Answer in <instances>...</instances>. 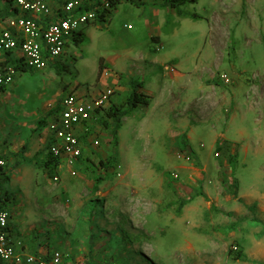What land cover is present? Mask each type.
Segmentation results:
<instances>
[{"label":"rangeland","instance_id":"obj_1","mask_svg":"<svg viewBox=\"0 0 264 264\" xmlns=\"http://www.w3.org/2000/svg\"><path fill=\"white\" fill-rule=\"evenodd\" d=\"M4 6L14 10L0 0ZM150 31L161 36V43L145 40ZM82 34L83 41L68 42L53 67L26 70L8 87L10 102L0 101V148L13 145L12 133L3 130L14 128V146L20 150L37 132L35 120L46 101L55 110L78 84L97 89L99 64L107 78L114 71L123 79L119 89L109 87L115 106L126 101L129 76L141 73L148 90L149 72L161 76L167 67L175 76L150 93L156 98L162 89L170 100L174 97L175 106L169 116L156 106L130 112L122 119L116 146L98 122L81 128L82 157L73 174L69 171L57 182L50 178L52 190H64L63 203L76 219L56 226L51 253L86 264H264L257 254L264 250V202L258 201L264 196V0H198L179 10L161 2L143 8L124 2L105 25L91 24ZM144 46L147 57L140 52ZM152 60V68L140 70ZM167 60L163 69L158 67ZM16 100L22 101V112L33 115L6 116L5 124L2 112ZM185 183L188 203L200 213L184 224L193 251L186 255L189 260L181 262L178 256L169 261L184 250L180 232L177 242L169 220L184 204L177 185ZM253 194L255 203L245 205L244 197ZM11 201L8 210L13 212L20 199L13 193ZM156 205L165 215L160 224L164 236L142 238L136 209L142 206L146 212ZM199 219L207 221V228L200 230ZM204 230L207 239L200 238ZM144 231L152 233L148 225Z\"/></svg>","mask_w":264,"mask_h":264},{"label":"crops","instance_id":"obj_2","mask_svg":"<svg viewBox=\"0 0 264 264\" xmlns=\"http://www.w3.org/2000/svg\"><path fill=\"white\" fill-rule=\"evenodd\" d=\"M138 3H141L142 6L137 7L130 3H127V4L131 5L132 7H137V8H143L147 5L153 4V2H150L147 0H144L143 2H138ZM4 7L0 8V10H2ZM2 19H5V18H2ZM83 35L84 34H82V36ZM144 38L146 41L148 38L149 41L153 45L159 44L162 41V38L159 34L151 33V31L148 32L147 34H144ZM145 48L146 47L144 46V49H142V51L140 50V52H142L143 54V57H147ZM7 57L11 61H18L17 57L13 56L12 54L0 53V68L10 66L5 63ZM56 61H58V59ZM56 61L48 63L45 69H47L48 67L50 68L53 67ZM113 61L114 60H112V62ZM153 61L154 60H152L151 62L149 61L144 66H139L140 70L143 71V70H147V69L149 70L150 68H152L151 66L155 62ZM168 61L169 60L165 61L164 63H160L158 67L161 68ZM19 62L21 65L22 61L19 60ZM22 66L24 67L23 70H15V76H14L12 85L15 83L16 79L18 78L17 76L20 73H23L26 70H31L29 68H26L23 64ZM134 68L138 70L136 66ZM165 69L167 70V67H165ZM166 70L163 71L161 76L160 75L156 76L154 71L149 72L151 76V81L146 83V85L149 86L148 90L144 89V83L140 81L139 79L140 78L139 76L141 73L136 75L135 78L129 76L130 78H128L127 82H129L130 79H135L142 83V87L139 91L145 96V99L148 102L147 105H138L136 109H138L139 107H144L147 109V108L156 106L158 107V110L164 111L167 114V116H169L174 111V106H175L173 105L174 97H172L170 100L169 94L168 93L166 94V92H164L162 89L160 91L161 93L159 92L160 95L158 94L156 98L151 97V93H150L151 91L154 92L157 85L164 86V87L168 85L167 80L175 76L176 74L175 72H172V71L167 72ZM101 76L98 75L99 81H98L97 89H91V90L85 89L84 87H81L78 84L77 86L73 88L75 90L72 93L88 94L91 96H96L102 90L109 89L110 86L116 85L115 88L119 89V86L122 85L123 83V79L118 80V78L115 77L116 74L114 71L112 72V75L110 78H107V77L103 78ZM8 87H4V90L0 91V98L3 97L2 99H0V101H3L5 99V102L7 101L10 102V99L7 96V94L9 92H12V89L8 91L9 90ZM68 88L69 90H73L70 87ZM128 91L130 92V88ZM51 95L55 97L56 93L52 91ZM60 101L58 102L55 110H50V104L48 103V101H46L44 104L40 106V107L43 106V113L41 116H37L38 119L35 120L38 122L34 128V129H37V132L35 133L33 132L34 135L30 138H27L26 141L23 142L22 146H20V150H19L21 151L20 156L18 155L19 153L18 148L14 146L15 142L17 141V139L14 137L16 135V131L14 128L3 130V132L7 131L8 135L12 133L11 137L9 136V139L15 140V142L12 143L13 145L9 146L7 149L0 148L2 149L0 151L1 152L0 155L4 156V159L0 160V162L3 163L2 166H4V167L0 166V179L7 176L8 181L5 184V189L10 193L11 200L13 198V193H15L16 196H18V198L20 199L18 204H16L13 208H11L13 212L11 210H8L11 207L12 201H10V203L7 205L5 209V211L9 212L10 214V219L8 222L10 236L14 242H17L20 244L19 248L17 249L24 251L26 254H31L37 258H42V259H47L52 254L51 245L54 244L55 242L54 233H55L56 226H62V225L65 226V224L68 223L69 221L76 220L74 219V217H71L72 216L71 211H73V209L70 210L68 207H65L63 203L65 195H66L64 193V190L63 191L62 190L57 191L54 189L52 190L51 188L52 186L50 183L51 181L50 178H53L54 176L57 178L58 177L62 178L63 175H68L69 171L73 170L74 168H69L65 166L67 168L66 169L64 167V164L62 165L60 163L55 168L53 177H49L48 175L49 169H48L47 162L49 159V152L47 148L51 144V132L48 130L47 122L50 123L53 120L54 115L59 110ZM22 104L23 103L21 100H16L8 104V106L4 108L2 113H4L3 118L5 119L4 120L5 124H8V122L6 121V116H8L7 119H10V118H13L12 116H16V115H24V116L33 115V113L31 112L28 114H26L25 112H22L21 111ZM17 105H19L20 110H15V107ZM111 105H113L112 98L110 100V106ZM186 109L189 110L186 112L188 114L190 112L191 105L190 104L187 105L185 107V110ZM93 123L94 122H91L89 125L92 126ZM77 134L79 138H81L80 137V134H82L81 129L78 130ZM3 147H5V145H3ZM76 165L77 164H75L74 167ZM3 173L4 175H2ZM178 185L177 187H180L179 197L184 202V204L181 207H179V209L178 208L176 209V215L172 216V218H170L169 221H171V223L174 225L173 226L174 233L172 235H174V237L177 239V242H179L180 240L177 231L179 230L180 232V235L182 237V244L184 247V250H183L184 252L179 251L173 256V258L171 257L166 260L175 261L177 259H180L178 258V256H180L181 259L183 260L181 262H184L190 259V257L189 256L187 257L186 255L190 254L189 252L193 251L192 245L189 243V238H188L190 230L186 226H184V224H186V220L188 218L192 216L197 217V215H199L200 213H197L198 212L197 208L194 205H191L190 203H188V201H190L189 199H191L190 189H189L188 184L185 183V184H180L179 186ZM142 187L146 188L144 187V184H142ZM96 195H101V191L95 193V196ZM256 196L257 195L255 194H253V196L248 195V198H247L241 195L237 199H243L244 197L246 199L244 200V204L248 206V205L255 203ZM139 198L142 201H144L145 199L143 195H140ZM258 199H259L258 201L264 202L263 200L264 196ZM160 203L161 202H158L157 205H160ZM106 205H107V202L104 204V209H106ZM157 205L153 206L150 210L146 212L142 206L136 209V221H137L136 223L139 222V227H140V231L142 234L141 235L142 238L147 237V235L148 236L150 235L151 237L159 236L160 238L164 236V232L163 230H161L160 224L162 222L161 218L165 217V215L161 214V212L158 210L160 208ZM172 208L173 206L171 207V209ZM64 211H65V216L63 215ZM235 211H238V210L235 209ZM148 217H151L154 219L150 222L149 220L147 221ZM145 225L149 226L152 233H146V235H144ZM198 226L200 227V230H202V228H207V221L206 220L202 221L201 219H199ZM199 235H200V238L201 236H203L204 239H207L206 230H204L203 234L200 231ZM235 239H238V238L235 237ZM203 242L207 246L208 240L206 241L203 240ZM261 242L262 241L260 240L257 241L255 243L256 247L254 248L258 249ZM156 249L158 250L159 247H156ZM255 251L256 253L258 252V250H255ZM154 252H155V249H153L152 253ZM203 254L204 252L202 253V255ZM257 254H260L261 256L260 258L264 259V250L263 252H260Z\"/></svg>","mask_w":264,"mask_h":264},{"label":"built area","instance_id":"obj_3","mask_svg":"<svg viewBox=\"0 0 264 264\" xmlns=\"http://www.w3.org/2000/svg\"><path fill=\"white\" fill-rule=\"evenodd\" d=\"M125 1L11 0L16 13L0 20V53L12 54L31 70H44L48 63L61 58L67 43L72 42L73 37L83 28L91 24L105 25L109 21L107 17L110 10L115 8V11ZM100 18L104 20L100 21ZM102 74L109 77L107 72L103 71ZM14 76L15 69L12 66L0 68V89L12 84ZM111 96L110 89L102 90L96 96L78 93L66 95L48 125L51 132L49 154L62 165L73 168L82 157L78 130L94 122L96 116L110 106ZM172 177L176 178V175ZM52 179L58 181L55 176ZM9 219V212H0L1 264H86L81 260L67 262L60 252H53L47 259H42L17 249L20 244L10 236Z\"/></svg>","mask_w":264,"mask_h":264},{"label":"trees","instance_id":"obj_4","mask_svg":"<svg viewBox=\"0 0 264 264\" xmlns=\"http://www.w3.org/2000/svg\"><path fill=\"white\" fill-rule=\"evenodd\" d=\"M7 2H8V5L12 4L11 0H7ZM125 2L135 5L137 7L142 6L141 3L135 2L133 0H126ZM196 2H198V0H163L161 5L168 9L179 10L181 6L187 3H196ZM114 9L110 10L108 17H107V21L108 19H110V17H112ZM15 13H16V10H12L11 6H6L2 10H0V19L9 17L10 15H14ZM102 20L104 19L100 18V21ZM82 41H83L82 32H79L78 34H76L72 40V42L75 45H78ZM5 63L12 66L15 70L24 69L22 64L20 65L19 61H11L8 57L6 58ZM102 72H103V67H101V64H99V76L100 74H102ZM128 83H129L130 92H129L126 102L121 106H115V105L109 106L106 110H104L103 113L98 114L95 120L103 128H105L108 131L109 135L112 137V140L115 146L117 145L118 131L121 128L122 119L124 117H127L130 114V112L135 110L138 105L148 104L147 100L145 99V96L139 91L142 87V83L135 79H130ZM3 90H4V87L0 89V91H3ZM59 164H60V161L53 158L49 154V159L47 162L48 169H49L48 170L49 177H53L54 170ZM2 175H4V173ZM7 181H8L7 176L0 179V212L4 211L7 205L11 201V195L5 189V184L7 183ZM240 255H241V251L237 252L236 255L234 256V259L235 260L239 259Z\"/></svg>","mask_w":264,"mask_h":264}]
</instances>
